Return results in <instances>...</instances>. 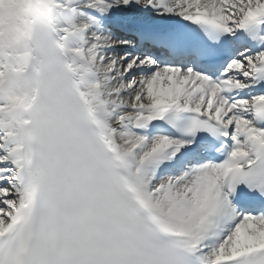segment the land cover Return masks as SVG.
Here are the masks:
<instances>
[{"label": "snow or ice", "instance_id": "6c2138e0", "mask_svg": "<svg viewBox=\"0 0 264 264\" xmlns=\"http://www.w3.org/2000/svg\"><path fill=\"white\" fill-rule=\"evenodd\" d=\"M0 264H264V0H0Z\"/></svg>", "mask_w": 264, "mask_h": 264}]
</instances>
